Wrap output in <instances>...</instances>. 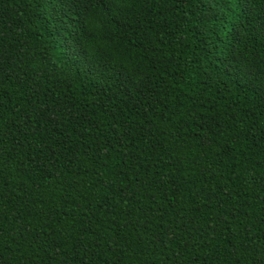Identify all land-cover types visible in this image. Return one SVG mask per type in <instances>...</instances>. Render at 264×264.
<instances>
[{"label":"trees","instance_id":"1","mask_svg":"<svg viewBox=\"0 0 264 264\" xmlns=\"http://www.w3.org/2000/svg\"><path fill=\"white\" fill-rule=\"evenodd\" d=\"M264 0H0V264H264Z\"/></svg>","mask_w":264,"mask_h":264},{"label":"snow or ice","instance_id":"2","mask_svg":"<svg viewBox=\"0 0 264 264\" xmlns=\"http://www.w3.org/2000/svg\"><path fill=\"white\" fill-rule=\"evenodd\" d=\"M262 91H264V88H262Z\"/></svg>","mask_w":264,"mask_h":264}]
</instances>
